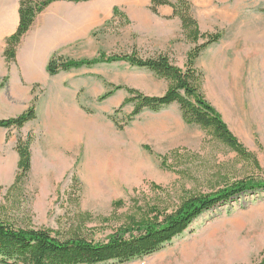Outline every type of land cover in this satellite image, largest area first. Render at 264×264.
Here are the masks:
<instances>
[{"label":"rangeland","instance_id":"obj_1","mask_svg":"<svg viewBox=\"0 0 264 264\" xmlns=\"http://www.w3.org/2000/svg\"><path fill=\"white\" fill-rule=\"evenodd\" d=\"M137 1L133 20L124 6L117 7L130 24L123 26L118 18L103 29L105 23L96 31L91 56L69 58L166 54L185 70L196 43L181 21L152 14L150 0ZM191 1L201 33L221 35L196 62L200 91L249 158L222 143L213 129L187 124L178 105L158 113L145 110L130 121L134 106L122 107L129 98L126 88L149 97L168 90L169 82L154 73L125 62L83 68L66 82L65 100L55 96L51 104L40 105L35 132L13 130L7 136V146L21 135L33 136V159L27 181L17 184L13 151L1 149L0 166L9 164L10 175L0 178V219L63 236L79 231L103 242L133 220L171 213L192 197L249 177L264 180V0ZM152 36L177 38L155 46ZM116 87L124 89L100 99ZM41 93L34 88L37 109ZM48 105L55 111L50 117ZM263 261L264 191H257L205 213L158 253L125 264Z\"/></svg>","mask_w":264,"mask_h":264},{"label":"trees","instance_id":"obj_2","mask_svg":"<svg viewBox=\"0 0 264 264\" xmlns=\"http://www.w3.org/2000/svg\"><path fill=\"white\" fill-rule=\"evenodd\" d=\"M58 1L82 3L92 0H21L19 27L6 42L4 56L8 64L16 62L17 50L23 37L34 25L36 18ZM162 7H170L173 10L172 18H178L181 21L184 33L196 43L187 55L185 70L177 67L166 54L142 58L136 52L130 55L114 56L100 53L92 59H71L56 54L47 66L48 74L57 76L82 68L117 62H125L131 67L146 69L159 79L169 82V88L160 97H149L137 90L126 88L129 98L122 107L127 104L134 106L129 117L130 121L145 110L158 113L176 104L187 124L213 129L222 143L229 146L240 157L249 158L244 146L234 137L220 115L204 99L200 91L202 74L196 69V62L203 51L219 42L221 35L201 33L198 21L193 14L191 0H150L149 10L152 14L159 16ZM118 18L123 21L121 25L130 24L121 9L116 7L112 20L106 22L103 29ZM94 37H97V32ZM200 40H205V43L198 44ZM3 87L4 83L0 85V90ZM121 89L124 88L116 87L100 99L107 100L114 95L115 91ZM36 100L35 98L30 108L22 115L0 120V128L21 131L28 123L35 121L37 119ZM33 142L31 135L26 138L21 135L17 140L15 148L19 156L17 184L27 181L32 170ZM257 191H264V180L249 177L215 193L192 197L171 213H158L153 218L140 222L133 220L129 227L120 229L103 242L88 239L79 231L63 236L48 229L22 226L15 220L0 219V264L129 263L135 259L158 253L166 244L183 235L205 213L233 202L234 199L244 194ZM261 264H264V261Z\"/></svg>","mask_w":264,"mask_h":264},{"label":"crops","instance_id":"obj_3","mask_svg":"<svg viewBox=\"0 0 264 264\" xmlns=\"http://www.w3.org/2000/svg\"><path fill=\"white\" fill-rule=\"evenodd\" d=\"M20 2L21 0H0V85L4 83L0 90V120L15 118L25 113L35 99L34 88H38L42 93L37 119L21 130L24 134H30L36 131L33 126L39 124L40 105H45V102L51 104V99L55 96L65 100L66 82L74 75L73 72L78 71L50 76L47 66L51 58L56 54L66 58L91 56L88 50L92 46V41H95L93 35L114 16L115 7L124 6L129 18L133 20L139 3L137 0H127L126 3L124 0L55 2L36 18L34 25L22 39L17 50L16 62L8 64L4 56L6 42L19 27ZM160 15L172 17L173 10L170 7H162ZM176 38L177 36H152L150 45L167 46ZM53 110V106H47L46 112L49 117L55 112ZM46 125V123L43 125V129ZM13 130L0 128V152L6 147L13 151L11 167L15 174L19 163V156L15 150L17 140L10 141L8 146L6 140ZM40 131H43L42 128Z\"/></svg>","mask_w":264,"mask_h":264},{"label":"bare ground","instance_id":"obj_4","mask_svg":"<svg viewBox=\"0 0 264 264\" xmlns=\"http://www.w3.org/2000/svg\"><path fill=\"white\" fill-rule=\"evenodd\" d=\"M9 170H10V165L7 164V163H2L1 166H0V178L2 176H7L8 177L10 175Z\"/></svg>","mask_w":264,"mask_h":264}]
</instances>
